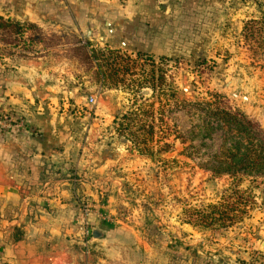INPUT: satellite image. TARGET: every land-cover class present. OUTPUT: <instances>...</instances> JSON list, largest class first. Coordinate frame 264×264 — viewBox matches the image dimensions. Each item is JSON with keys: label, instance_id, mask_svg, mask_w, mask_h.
<instances>
[{"label": "rangeland", "instance_id": "obj_1", "mask_svg": "<svg viewBox=\"0 0 264 264\" xmlns=\"http://www.w3.org/2000/svg\"><path fill=\"white\" fill-rule=\"evenodd\" d=\"M262 1L258 8L254 0H174L165 20L131 23L130 48L119 50L118 60L111 56L109 72L119 71L108 75L104 87L95 68L82 64L92 84L90 96L98 97L103 89L118 92L114 96L121 106H110L104 98L98 119L108 140L124 148L119 156H140L138 144L149 155L129 161L132 165L121 174L127 200L115 215L99 219L91 207L99 241L93 236L87 248L82 241L81 264H264V178H211L204 165L219 153L221 132L203 139L198 133L202 117L166 98L170 83L190 103L217 95L264 129ZM30 37L25 31L6 46L33 51ZM44 38L51 47L62 44L57 37ZM137 52L141 60L136 62ZM153 73L165 79L163 91L139 92L138 84ZM135 106L141 114L138 126L145 128L119 132L115 117ZM192 137L195 149L182 142ZM210 206L221 208L224 227L193 224L195 214L209 213ZM96 221L108 231H97Z\"/></svg>", "mask_w": 264, "mask_h": 264}, {"label": "crops", "instance_id": "obj_2", "mask_svg": "<svg viewBox=\"0 0 264 264\" xmlns=\"http://www.w3.org/2000/svg\"><path fill=\"white\" fill-rule=\"evenodd\" d=\"M173 1L0 0V16L62 41L27 52L0 45V114L26 123L0 137V264H81L82 207L115 215L126 204L121 174L140 156L124 159L108 140L98 117L104 98L121 106L118 92L103 89L89 105L92 84L71 52L72 35L89 48L125 51L131 26L165 20Z\"/></svg>", "mask_w": 264, "mask_h": 264}, {"label": "trees", "instance_id": "obj_3", "mask_svg": "<svg viewBox=\"0 0 264 264\" xmlns=\"http://www.w3.org/2000/svg\"><path fill=\"white\" fill-rule=\"evenodd\" d=\"M25 31L31 32L30 44L45 43V33L42 29L32 24L13 22L0 16V43L3 45L6 46L8 44L7 46H11L10 44L17 42V40L12 42L11 37L20 38L25 34ZM72 37L75 38V41L71 51L75 59L81 64H88L94 67L103 87L108 75L117 76L119 70L112 69L109 72V68L112 66L107 62L112 57L113 61L120 58L118 50L89 48L91 47L89 43L84 44L76 39L74 35ZM135 57L136 62L141 60L139 52L135 53ZM132 62L134 61L132 60ZM164 83L165 79L163 77L156 78L153 73L150 75V80H143V82L138 84V89L139 92H142L144 89H150L153 95H155L156 92L163 91L162 86ZM167 91L169 92V98L166 96L167 102H176L178 104L181 102L184 106H181L180 110L188 109L194 115L202 117V125L199 128L204 131L202 134L201 129L198 131L200 137L211 140L217 132H221L222 138L219 153L214 154L204 165V171L208 172L211 178L229 177L236 179L245 177L250 180L264 178V129L257 122L232 110L228 102L220 99L217 95L211 96L210 100L204 99L200 103H190L182 98L173 83L169 84ZM153 107L154 104H152V107L150 106V108ZM137 108L135 106L132 111L127 112L123 116L115 117L114 124L118 126L119 132L121 130L130 131L135 125L138 127L139 132L145 128V126H138V119L141 114ZM148 129L149 133L153 134L155 126L150 124ZM194 140L195 137H192L183 139L182 142L184 144L189 143L195 149L196 147L193 145ZM138 146L140 156L149 155L140 148L139 144ZM206 210H209V213L197 212L195 214L198 219L196 222H193L195 226L199 224L205 228H211L216 225L224 227L223 224H219L224 222L225 219L223 218L224 214L221 212V208L210 206Z\"/></svg>", "mask_w": 264, "mask_h": 264}, {"label": "built area", "instance_id": "obj_4", "mask_svg": "<svg viewBox=\"0 0 264 264\" xmlns=\"http://www.w3.org/2000/svg\"><path fill=\"white\" fill-rule=\"evenodd\" d=\"M89 104L91 106H95L96 98H90ZM25 127H26V123L24 121H21V120L15 121L9 115L0 114V137L12 131L18 132V131L24 130ZM92 212L93 211L91 210L90 206L84 205L81 209L80 216L76 219V222H75L77 233L82 239L84 243V247L88 245L89 243L88 240H91L92 237L95 235V230L93 229L92 223H91V219L94 213ZM98 217L99 219L102 218L101 215H99Z\"/></svg>", "mask_w": 264, "mask_h": 264}, {"label": "water", "instance_id": "obj_5", "mask_svg": "<svg viewBox=\"0 0 264 264\" xmlns=\"http://www.w3.org/2000/svg\"><path fill=\"white\" fill-rule=\"evenodd\" d=\"M95 239H97L98 238V235H95V237H94Z\"/></svg>", "mask_w": 264, "mask_h": 264}]
</instances>
